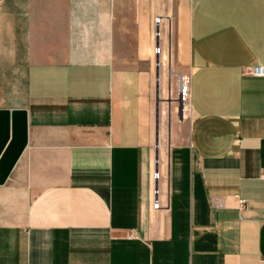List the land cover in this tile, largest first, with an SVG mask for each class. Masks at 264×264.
<instances>
[{"label": "crops", "instance_id": "1", "mask_svg": "<svg viewBox=\"0 0 264 264\" xmlns=\"http://www.w3.org/2000/svg\"><path fill=\"white\" fill-rule=\"evenodd\" d=\"M254 66L264 0H0V110L28 121L0 186V264H264ZM175 73L192 77L186 120L163 107Z\"/></svg>", "mask_w": 264, "mask_h": 264}, {"label": "water", "instance_id": "2", "mask_svg": "<svg viewBox=\"0 0 264 264\" xmlns=\"http://www.w3.org/2000/svg\"><path fill=\"white\" fill-rule=\"evenodd\" d=\"M158 31V28H157ZM159 45V39H156ZM180 73L178 78L180 81ZM160 59L156 58V150L155 160L158 172L159 163V123H160ZM181 111L180 103L178 106ZM179 115V114H178ZM180 117V115H179ZM28 144L27 112L24 110H0V186L4 185L15 168ZM158 191V182L155 184Z\"/></svg>", "mask_w": 264, "mask_h": 264}, {"label": "built area", "instance_id": "3", "mask_svg": "<svg viewBox=\"0 0 264 264\" xmlns=\"http://www.w3.org/2000/svg\"><path fill=\"white\" fill-rule=\"evenodd\" d=\"M155 24V31H154V36L157 39L161 38V29H160V25H161V19L159 17H157L154 21ZM158 28V31H157ZM154 54L156 56L160 57V66H161V56L164 54L163 49L160 47V45L156 46L154 49ZM245 73L247 75H251L254 77H264V67L263 66H254V67H250L247 68L245 70ZM176 74V73H175ZM178 74L177 73L175 76L178 78ZM180 81L178 78V84H177V88H176V102L177 105L179 106L180 103V107H181V111L179 113V110L177 111V114L180 115V118L182 120H186L189 118L190 116V112H191V108H192V93H191V84H192V77L189 74H181L180 73ZM151 179H153L155 182H159L160 179V174L159 171H155V174L151 175ZM158 194V191H156L155 189V193L153 194V200L151 203V207L154 210H159L161 209V204L159 203V201L156 199V196Z\"/></svg>", "mask_w": 264, "mask_h": 264}, {"label": "rangeland", "instance_id": "4", "mask_svg": "<svg viewBox=\"0 0 264 264\" xmlns=\"http://www.w3.org/2000/svg\"><path fill=\"white\" fill-rule=\"evenodd\" d=\"M171 77H173V74L172 75H170ZM177 88V87H176ZM170 92V94H169V97H168V99H170V100H163V102H165L164 104V106L163 107H166V102H171V103H173V102H176L175 100H174V98H173V95H172V93H171V91H169ZM174 96H175V94H174ZM164 98H166V94H164ZM163 98V99H164ZM171 106V105H170ZM163 111H164V115L162 114V140H163V142H164V144H165V149L167 150L168 149V122H167V114H166V108L165 109H163ZM162 111V112H163ZM177 111L178 110H176V113H177ZM12 181L10 180V183H11Z\"/></svg>", "mask_w": 264, "mask_h": 264}, {"label": "bare ground", "instance_id": "5", "mask_svg": "<svg viewBox=\"0 0 264 264\" xmlns=\"http://www.w3.org/2000/svg\"><path fill=\"white\" fill-rule=\"evenodd\" d=\"M177 103V102H176ZM177 110H178V107H177ZM156 162V160H155ZM155 174V171H153L152 175ZM153 183H155V181L152 179ZM154 193H155V190H154Z\"/></svg>", "mask_w": 264, "mask_h": 264}]
</instances>
